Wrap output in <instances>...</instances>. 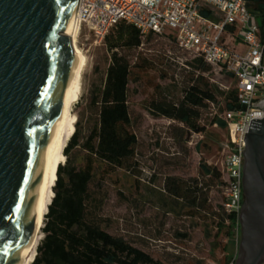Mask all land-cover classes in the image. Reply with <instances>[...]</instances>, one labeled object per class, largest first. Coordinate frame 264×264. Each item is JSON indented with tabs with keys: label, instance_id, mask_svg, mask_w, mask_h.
Segmentation results:
<instances>
[{
	"label": "rangeland",
	"instance_id": "rangeland-1",
	"mask_svg": "<svg viewBox=\"0 0 264 264\" xmlns=\"http://www.w3.org/2000/svg\"><path fill=\"white\" fill-rule=\"evenodd\" d=\"M162 44L165 50L161 49ZM77 45L85 52L88 65L82 93L73 107L75 125L78 122L85 134L103 114L107 117L108 126L98 141L95 159L96 166L108 164L116 168L106 181L113 194L108 207V214L115 222L113 231L136 240L132 247L158 264H224L226 255L236 259L240 231L235 230L234 235L228 236L226 220L218 232L217 218L204 213L191 216L186 203L164 192L169 175L186 179L197 176L201 159L217 170L221 166L226 133L210 121L214 115H223V95L218 96L217 103H210L206 111L202 110L199 122L205 130L200 133L158 115L151 105L154 99L166 98L173 102L182 99L187 80L184 71L187 67L182 62L192 59L194 54L180 48L169 35H159L152 42L144 40L134 59L142 60L143 66L133 68L125 80L126 100L103 104L99 91L111 62L106 40L96 41L83 29L78 33ZM176 55L179 56L173 59ZM206 76L219 91L234 86L229 76L214 70ZM117 80L122 81L120 77ZM115 123L123 124L132 132L131 137L118 139L112 132ZM70 156L73 175L65 177L66 204L81 214L85 206L83 192L89 182V175L85 173L86 152L76 148ZM214 182L210 196L223 202L225 180L221 175ZM224 244L228 246L227 251L223 249Z\"/></svg>",
	"mask_w": 264,
	"mask_h": 264
},
{
	"label": "water",
	"instance_id": "water-1",
	"mask_svg": "<svg viewBox=\"0 0 264 264\" xmlns=\"http://www.w3.org/2000/svg\"><path fill=\"white\" fill-rule=\"evenodd\" d=\"M79 0H0V264H22L75 72ZM235 264H264V118L245 136Z\"/></svg>",
	"mask_w": 264,
	"mask_h": 264
},
{
	"label": "trees",
	"instance_id": "trees-1",
	"mask_svg": "<svg viewBox=\"0 0 264 264\" xmlns=\"http://www.w3.org/2000/svg\"><path fill=\"white\" fill-rule=\"evenodd\" d=\"M244 1L249 10L264 16V0ZM159 35L161 36L151 32L144 36L136 26L125 21H121L107 34L105 40L111 53V62L99 91V98L103 104L126 100L125 80L130 76L133 68L143 66L142 60L138 61V58V62L134 60L136 51L144 40L152 42ZM162 35L166 36V34ZM169 37L172 36L169 35ZM262 38L264 39V26ZM174 41L176 42L175 39ZM164 46L162 44L161 49L165 50ZM177 50L173 51L176 53ZM178 56L176 55L173 59ZM182 63L187 67H184L187 80L182 99L179 102L166 98L154 99L151 105L158 115L180 122L188 130L200 133L205 130L199 122L202 110L206 111L210 103H217L219 95L224 96V111L236 109L238 107L237 90L232 88L219 91V87L211 83L206 76V73H211L213 68L200 56L194 55L192 59ZM228 76L233 80L231 75ZM118 77L122 81L117 80ZM91 93L95 100L94 90ZM210 123L218 124L222 129L226 128V121L219 115H214ZM107 126L105 114L93 122L85 134L76 122V129L64 150L66 162L60 165L57 171L55 195L46 215L44 236L32 264H158L132 247L136 240L126 238L116 230L113 231L116 229L115 222L108 214L113 194L107 188L106 181L116 168L108 164L96 166L95 159L98 141ZM112 132L120 140L130 138L132 133L121 123H115ZM76 148L86 152L85 173L89 175L88 185L83 192L85 206L81 214L69 209L66 204L68 182L65 177L73 175L70 152ZM219 179H221L220 171L201 159L198 163L197 176L186 179L178 175H169L164 192L173 199L186 203L191 216L195 217L204 213L217 218L218 232L227 220V235L232 236L239 227L238 215L224 210V198L223 202H219L210 196L211 186ZM223 249L227 251L228 246L224 244ZM231 259L235 258L226 255L224 264Z\"/></svg>",
	"mask_w": 264,
	"mask_h": 264
},
{
	"label": "built area",
	"instance_id": "built-area-1",
	"mask_svg": "<svg viewBox=\"0 0 264 264\" xmlns=\"http://www.w3.org/2000/svg\"><path fill=\"white\" fill-rule=\"evenodd\" d=\"M75 20L79 32L87 29L96 41L104 40L121 21L143 35H171L180 48L202 57L217 74L233 77L238 107L220 116L226 121V134L218 171L226 187L223 208L239 216L245 136L264 118V16L249 10L244 0H79Z\"/></svg>",
	"mask_w": 264,
	"mask_h": 264
},
{
	"label": "bare ground",
	"instance_id": "bare-ground-1",
	"mask_svg": "<svg viewBox=\"0 0 264 264\" xmlns=\"http://www.w3.org/2000/svg\"><path fill=\"white\" fill-rule=\"evenodd\" d=\"M78 33L79 26L74 18L73 25L70 29V36L73 42L74 53L77 57V64L67 92L62 115V124L54 146L52 160L49 164L44 183L40 190L33 225L28 240V247L22 264H32L37 255L38 246L44 236L43 227L45 225L46 215L48 213L49 205L55 195L54 186L58 177L57 171L59 166L63 165L66 161L64 150L76 129V116L73 114V107L82 93L83 75L88 65V59L85 52L77 45Z\"/></svg>",
	"mask_w": 264,
	"mask_h": 264
}]
</instances>
